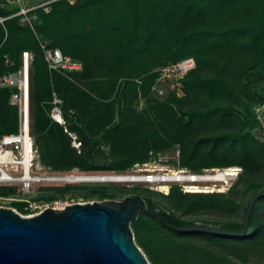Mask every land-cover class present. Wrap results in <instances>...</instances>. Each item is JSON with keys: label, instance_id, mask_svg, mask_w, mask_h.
Wrapping results in <instances>:
<instances>
[{"label": "trees", "instance_id": "1", "mask_svg": "<svg viewBox=\"0 0 264 264\" xmlns=\"http://www.w3.org/2000/svg\"><path fill=\"white\" fill-rule=\"evenodd\" d=\"M48 6V10L36 9V30L19 16L0 22V75L21 66L23 50L33 53L32 130L41 161L63 172L74 168L84 172L124 170L178 144L180 165L195 170L238 165L242 170L238 182L223 191L191 192L174 185L163 193L170 205L183 213L233 211L238 193H243L246 214L254 194L264 190L249 194L264 169V140L252 129L260 122L254 117L252 128H245L250 121L235 112L240 97L236 96L235 103L215 104L211 90L222 86L233 94L242 71L257 64L264 69V0H53ZM10 12L0 8L2 15ZM41 39L82 60L83 69L50 68ZM192 54L197 66L182 80L185 95L155 101L139 112L134 101L151 90L158 76L154 67ZM54 92L63 99L68 130L48 113ZM11 93V88L0 85V135L18 130L19 110L10 102ZM259 97L264 101V90ZM236 122L241 127L234 131L206 132ZM69 131L77 133L80 150ZM12 188L0 186V194L10 193ZM70 188L59 187L63 193ZM107 194L101 191L99 196ZM109 195L124 197L126 192L115 189ZM144 198L149 207L166 215L167 223H163L141 210L132 221L139 242L155 264H189L184 257L188 250L208 254L205 259L212 262L264 253V194L256 199L240 237L183 231L177 220L184 219L175 210L161 206L152 194ZM152 221L174 233L201 236L223 245L224 250L202 251L203 247L163 236H158L153 248L141 234ZM244 223L245 218L219 227L237 233Z\"/></svg>", "mask_w": 264, "mask_h": 264}, {"label": "built area", "instance_id": "2", "mask_svg": "<svg viewBox=\"0 0 264 264\" xmlns=\"http://www.w3.org/2000/svg\"><path fill=\"white\" fill-rule=\"evenodd\" d=\"M41 5H27L23 0H0V8L5 7L11 11L8 15L0 13V22H4L9 17L19 16L21 21L28 23L36 30V23L39 20V13L36 9ZM46 9L48 10L49 7ZM41 46L50 68L67 72H78L83 69L82 60L65 54L59 46L51 45L49 40L41 39ZM32 59V51L25 49L22 52L21 66L17 70H10L0 75V85L12 89L10 102L17 105L19 110L18 130L4 132L0 135V185L19 184L23 189L30 188L34 183L44 180V176L52 174L42 170L45 164L41 161L39 147L32 130L33 110L30 73ZM196 66L197 61L193 55L169 61L158 68L157 81L169 80L173 86L180 87L186 74ZM158 90L163 91V88L159 87ZM62 101L63 99L54 92L48 113L52 120L61 123L68 130ZM69 133L73 137V144L80 150L81 141L78 139L77 133L74 131H69ZM230 168H234L235 174L226 173ZM241 170L242 167L238 165L204 167L201 170H195L180 165L179 161L176 164H169L151 157L145 161H137L124 170H106L97 173L115 178L105 181L132 182V184H141L169 193L174 185H179L183 191L191 192L227 190L234 179L238 178ZM219 173L225 174L219 176ZM128 176H131V179H128ZM219 183L224 187L219 186ZM4 196L0 194V197L3 198ZM52 204V206L46 204L41 210L47 207L64 208L71 203L56 199ZM41 210L28 215L38 213Z\"/></svg>", "mask_w": 264, "mask_h": 264}, {"label": "water", "instance_id": "3", "mask_svg": "<svg viewBox=\"0 0 264 264\" xmlns=\"http://www.w3.org/2000/svg\"><path fill=\"white\" fill-rule=\"evenodd\" d=\"M258 192L251 198L242 229L235 233L219 226L177 220L183 231H207L242 236ZM141 210L167 223L166 215L147 205L144 196L74 202L23 215L0 206V264H152L135 240L131 222Z\"/></svg>", "mask_w": 264, "mask_h": 264}, {"label": "rangeland", "instance_id": "4", "mask_svg": "<svg viewBox=\"0 0 264 264\" xmlns=\"http://www.w3.org/2000/svg\"><path fill=\"white\" fill-rule=\"evenodd\" d=\"M53 0H23L27 5L42 4L41 7H49L48 4ZM193 55V54H192ZM262 61V59H260ZM164 65L163 63L157 64L154 70L158 72V68ZM159 74V73H158ZM182 86H173L172 83L167 80L156 81L153 84L151 90L146 94H140L134 101V106H136L139 112H144L149 109L155 101H167L171 100L175 95L177 97H182L185 95L186 90ZM163 88V91L158 90V88ZM233 94H229L222 86L215 87L211 90V99L215 104L225 105L228 103H235L239 96L241 104L235 105V112L243 115L248 121L245 128L251 129V123L254 122V117L258 118L260 124H256L253 129L256 136L264 140V101L259 97V94L264 90V69L260 64L251 67L250 71H242L240 81L235 83ZM241 127V123H229L219 128L209 129L206 132H218L220 130H231L234 131ZM152 158H156L159 161L176 164L179 161L180 149L179 145L176 144L174 147L166 150H161L158 153H153ZM48 173H73L82 172L77 168H74L71 172H63L60 170L53 169L51 166L45 165L42 169ZM102 172L106 170H95L92 172ZM88 173V172H86ZM257 187L250 191V195L261 191L264 188V169L258 174ZM238 178L234 179L232 184H236ZM222 188V184H218ZM242 185V184H241ZM2 186V185H0ZM70 186L71 188L62 192L59 187ZM12 191L4 196L0 197V206H9L17 210L23 215H28L29 213L41 210L46 204L53 205V201L60 199L62 201L74 203V202H85L93 200H105V199H122V196L111 197L109 195L115 189H125L126 195L129 194H139L146 195L152 194V196L159 202L161 206L170 207L171 210H175L165 196H163V191L149 186L141 184H132V182H115V181H53V180H41L30 188L23 189L19 184L12 185ZM226 190V189H223ZM101 191H106L108 196L101 197L99 193ZM125 195V196H126ZM29 200V201H27ZM247 197L243 193H238L236 209L233 211H220L216 209H203L191 213H183L180 210H175L184 220H197L199 222H206L217 226H224L229 221L241 222L245 218V205ZM32 204V205H31ZM32 207V208H31ZM131 227L135 236V240L141 249L145 252L149 259V255L146 252L145 246L139 242L137 236V231L131 222ZM141 234L146 242L151 244V247H156V240L158 236L173 238L175 241L184 242L190 246L195 245L197 247H203L202 251L209 252L212 247H216L218 250H224L223 245H216L215 243L204 239L198 235H182L179 233H174L169 228L165 227L159 222L152 221L149 222L147 226L141 229ZM158 234V235H157ZM155 240V241H154ZM158 242V241H157ZM216 245V246H215ZM195 252V253H194ZM197 251L188 250L187 254L184 255L189 262V264H264V253H252L249 257L242 258H230L226 257L225 260L219 262L207 261L206 255H201ZM150 262L153 263L151 260Z\"/></svg>", "mask_w": 264, "mask_h": 264}, {"label": "bare ground", "instance_id": "5", "mask_svg": "<svg viewBox=\"0 0 264 264\" xmlns=\"http://www.w3.org/2000/svg\"><path fill=\"white\" fill-rule=\"evenodd\" d=\"M234 168H230L227 174H235ZM225 173H219V176H223ZM214 177V176H212ZM46 180L53 181H105L115 179L113 176L101 175L98 173H86V172H74L73 174H63V173H52L50 175L43 177ZM131 176H128V179Z\"/></svg>", "mask_w": 264, "mask_h": 264}]
</instances>
